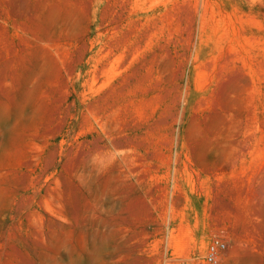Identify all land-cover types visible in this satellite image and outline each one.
Returning <instances> with one entry per match:
<instances>
[{
  "label": "rangeland",
  "instance_id": "374dc122",
  "mask_svg": "<svg viewBox=\"0 0 264 264\" xmlns=\"http://www.w3.org/2000/svg\"><path fill=\"white\" fill-rule=\"evenodd\" d=\"M264 264V0H0V264Z\"/></svg>",
  "mask_w": 264,
  "mask_h": 264
},
{
  "label": "built area",
  "instance_id": "2783aa9c",
  "mask_svg": "<svg viewBox=\"0 0 264 264\" xmlns=\"http://www.w3.org/2000/svg\"><path fill=\"white\" fill-rule=\"evenodd\" d=\"M226 244L224 241H221L219 239H214L209 242L207 249H206V255H205V261L207 264H216L218 259L220 258L221 252L225 249Z\"/></svg>",
  "mask_w": 264,
  "mask_h": 264
}]
</instances>
